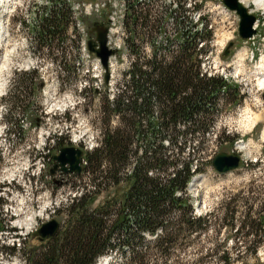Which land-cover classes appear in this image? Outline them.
Masks as SVG:
<instances>
[{"label":"trees","instance_id":"trees-1","mask_svg":"<svg viewBox=\"0 0 264 264\" xmlns=\"http://www.w3.org/2000/svg\"><path fill=\"white\" fill-rule=\"evenodd\" d=\"M128 2L135 28L156 35L165 16L153 15L152 1ZM184 2L173 0L180 8ZM186 12L184 8L167 10L173 22L163 52L153 45L152 58L148 59L136 49L130 79L112 101L103 94L101 144L86 153L84 165L90 174L88 185L95 191L71 199L64 208L62 228L42 246L30 250L27 264H94L99 256L113 251L123 256L124 264H203L214 256L222 264H230L239 258H233L226 248L204 251L198 245L191 256L186 251L212 222L210 213L193 214L192 198L187 194L188 182L203 170L194 159L206 155L203 147L191 145V141L203 143L223 104L241 98L235 81L202 71L198 53L206 51L208 45L198 47V43L208 40L211 31L205 22L200 27ZM67 19V13L54 6L52 16L40 21V30L39 22L36 26L38 42L49 50L64 52L62 26ZM27 81L22 80L26 89ZM21 101L13 102L10 111L19 108ZM115 116L117 125L112 128L109 122ZM235 138L222 130L220 147ZM52 139L57 145L65 142L63 136ZM101 186H112L113 194L92 208L94 194ZM238 196L222 201L218 220L233 231L230 235L234 239L254 247L255 252L264 246V198L254 212L256 216L250 214L252 203L238 217ZM4 225L0 219V229ZM0 247L15 251V247Z\"/></svg>","mask_w":264,"mask_h":264},{"label":"rangeland","instance_id":"rangeland-1","mask_svg":"<svg viewBox=\"0 0 264 264\" xmlns=\"http://www.w3.org/2000/svg\"><path fill=\"white\" fill-rule=\"evenodd\" d=\"M53 1L28 0V4L20 13L25 24L21 27L22 35H12L5 39L12 45V54H18L21 46L32 44L30 27L38 22L39 15L44 14V6H52ZM148 1L153 2L152 13L155 17L160 14L165 16L164 22H167L168 30L171 29L173 16L167 13V10L173 8L181 10L184 8L187 10L186 13L197 21L193 9L185 7L189 3L187 0L183 8L176 6L173 0ZM17 2L19 3V0H0L1 21L6 12ZM248 5L246 6L249 11L259 19L256 34L250 39L243 40L238 36V16L233 21L227 20L223 23L216 12H209L203 8L200 15L205 17L200 18L198 22L212 24L216 32V41L211 47L212 53L204 60L202 71L207 74L223 75L235 81L240 86L242 98L238 102L223 104L221 113L216 116L214 125L203 143L191 141V145L203 147L206 155L204 158L194 159L193 163L200 164L203 171L196 174L189 182L187 194L192 198L193 214L210 213L212 222L205 233L199 238L196 237V241L187 246L186 251L191 256L196 254L198 245L202 246L204 251L217 247L220 252L226 248L233 258L239 255V258L230 264H261L264 260V246H258L253 252L254 247L244 246L238 238L234 239L230 235L233 231L230 233L218 220L224 199L229 200L239 194L237 202L239 201L241 207L236 206L239 208L236 216L239 217L252 203L250 214L256 216L254 212L260 207L264 198V89L259 88V76L258 79L252 76L256 74L264 59V9L250 5L249 2ZM229 25L235 29L230 40L234 44L224 58L221 53L228 43L222 46L228 37ZM8 49L9 46L2 40L0 31V186L2 182L4 183L1 186L4 201L1 206L3 211L0 212V215H3L0 219L6 224L0 231V244L15 247L14 253L1 250L0 247V264H27L30 250L46 242L39 238L37 230L40 224L56 218L62 228L66 220L64 208L71 199L79 197L82 192L95 191L93 185H88L90 174L86 172L77 177L73 174H61L59 171L53 175L50 173L53 156L58 154L60 147L70 145L67 144L68 136L61 145L53 142L52 138L67 131L68 134L75 133L77 139L81 140L82 146H90L93 149L100 146L103 129L101 106L104 92L91 91L90 87L95 82L94 74H81V68L75 70L74 62L71 72L60 74L58 66L54 62L51 64L47 61L45 51L36 47L37 51L33 53L31 49V54L37 55L39 60L32 69L27 66V62H23L25 56L18 58L9 56L10 59L7 61L5 55ZM256 52L258 56L252 58V54L255 55ZM12 65L18 66L12 68ZM31 66H33L32 62ZM123 76L124 74H112V85L107 88L110 93L119 92L125 81ZM23 78H27V82L30 81L27 89L22 82ZM57 80L60 82V88L57 87ZM85 84L88 90L85 101L74 110H71L72 101H69V94L63 98L57 95V92L66 90L75 99L82 98L78 89ZM18 98H22L19 108L11 112V105ZM23 116H27L28 120L33 122L32 126H36L34 134L29 137L23 136L22 128L18 126L19 118ZM10 118L13 122H10ZM65 120L67 122H64ZM109 123L113 128L117 125V119L114 117ZM2 128L5 131L1 135ZM222 130L230 132L236 138L233 143H225L219 148L221 142L218 136ZM218 150L240 155L243 163L233 171L218 173L207 162ZM54 179L61 181L60 184H56ZM113 190L112 186H101V189L94 194L92 208L101 205L106 197L113 194ZM45 206L47 209L43 212L42 218L36 219L29 231L19 226L18 222L23 217H32ZM226 237L228 239L223 243ZM233 244L235 247H232ZM95 264H124V258L118 252H108L99 256ZM203 264L222 263L214 256L209 257Z\"/></svg>","mask_w":264,"mask_h":264},{"label":"water","instance_id":"water-1","mask_svg":"<svg viewBox=\"0 0 264 264\" xmlns=\"http://www.w3.org/2000/svg\"><path fill=\"white\" fill-rule=\"evenodd\" d=\"M224 3L233 10H236L240 16L239 34L242 38H249L254 33L255 30L252 28L254 23V16L247 13L246 9L238 0H223ZM96 32V39H91L88 43L90 51L96 53L100 57L102 65L104 66L105 81L108 82L109 74L107 70V59L114 53V50L109 49L105 43V32L106 28L102 25L94 26L90 32ZM228 45L225 50V54L228 53L230 46ZM98 46V47H97ZM82 156L83 151L79 147L66 146L61 147L59 154L53 157L54 166L51 168L50 172L53 174L57 168L64 173H80L82 170ZM240 157L238 155L230 154L225 151H221L212 160V165L214 168L221 173H225L234 170L239 166ZM60 228V223L57 219L51 218L46 222H43L38 229V234L41 239L53 237L57 234Z\"/></svg>","mask_w":264,"mask_h":264},{"label":"built area","instance_id":"built-area-1","mask_svg":"<svg viewBox=\"0 0 264 264\" xmlns=\"http://www.w3.org/2000/svg\"><path fill=\"white\" fill-rule=\"evenodd\" d=\"M140 1H143V2H146V0H140ZM18 4V2L16 3V5ZM55 4H57V3H55V0L53 1V5L52 6H44V14L43 15H39V20H38V22H39V25H38V29L40 28V21H41V19H42V17L43 16H47L48 15V11L46 10V8L47 7H53V6H55ZM15 5V6H16ZM14 6V7H15ZM13 7V8H14ZM38 22H35L32 26H33V28H36V26H37V24H38ZM68 35H69V31H68ZM62 43H63V45L64 46H70V42H71V38L70 37H68L67 35H65V34H63V38H62ZM31 41H32V44H33V42H35L36 41V38H35V36L34 35H32V33H31ZM79 45H80V51H81V55H83V57L85 58V54H84V41L83 40H81L80 42H79ZM69 53V52H68ZM97 70V72H96V74H101V71H99L100 69H96ZM112 70V72H113V69H111ZM86 72H88V68H85L84 70H83V73H86ZM98 86V85H97ZM79 90H82V87H81V89L79 88ZM69 101H72V109L71 110H74L77 106H79L80 104H82V102H83V98H78V99H75L74 97H73V95L70 93L69 94ZM65 114H66V111H65ZM64 114V115H65ZM63 116V115H62ZM46 121H47V119H45ZM19 125L20 126H25V119H23V118H19ZM64 122H67L66 120L64 121ZM3 125H4V122H3ZM3 129V128H2ZM4 131H5V129H3L2 130V133H1V135L4 133ZM56 136H68V139L70 140V141H73V142H78V141H80V139H77V136L75 135V133L73 134V133H71V134H68V132L66 131V132H63V133H61V134H59V135H56ZM90 147V146H89ZM91 148V147H90ZM4 183L2 182L1 183V186L3 185ZM0 186V198H3L4 199V197L2 196L3 195V187H1ZM20 196H22V195H20ZM1 206H2V203L0 204V212L1 211H3L2 210V208H1ZM6 210V209H5ZM3 214H1L0 216H2Z\"/></svg>","mask_w":264,"mask_h":264},{"label":"bare ground","instance_id":"bare-ground-1","mask_svg":"<svg viewBox=\"0 0 264 264\" xmlns=\"http://www.w3.org/2000/svg\"><path fill=\"white\" fill-rule=\"evenodd\" d=\"M243 2V4L246 5V3H250L252 5H254L255 7H259L261 9H264V0H241ZM256 74H258L259 76V88L260 89H264V59L262 61V63L260 64L259 68L257 69L256 71ZM47 207H43L41 209V211L32 216V217H28V216H25V217H21L22 219L18 222L19 226L22 227L23 229H25L26 231H29L32 227V225L34 224V221L36 219H40L42 218V215H43V212L46 211Z\"/></svg>","mask_w":264,"mask_h":264}]
</instances>
